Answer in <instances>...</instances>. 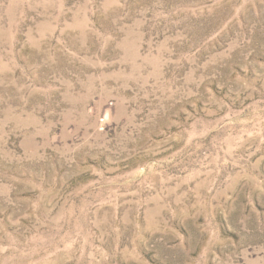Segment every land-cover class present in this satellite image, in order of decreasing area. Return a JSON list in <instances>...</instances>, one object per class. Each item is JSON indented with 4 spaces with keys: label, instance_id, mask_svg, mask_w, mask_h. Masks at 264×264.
<instances>
[{
    "label": "rangeland",
    "instance_id": "obj_1",
    "mask_svg": "<svg viewBox=\"0 0 264 264\" xmlns=\"http://www.w3.org/2000/svg\"><path fill=\"white\" fill-rule=\"evenodd\" d=\"M0 264H264V0H0Z\"/></svg>",
    "mask_w": 264,
    "mask_h": 264
}]
</instances>
